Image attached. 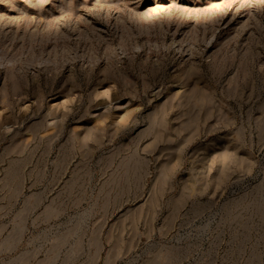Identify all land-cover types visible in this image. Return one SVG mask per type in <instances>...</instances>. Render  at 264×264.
<instances>
[{"label": "rangeland", "instance_id": "obj_1", "mask_svg": "<svg viewBox=\"0 0 264 264\" xmlns=\"http://www.w3.org/2000/svg\"><path fill=\"white\" fill-rule=\"evenodd\" d=\"M0 264H264V0H0Z\"/></svg>", "mask_w": 264, "mask_h": 264}]
</instances>
